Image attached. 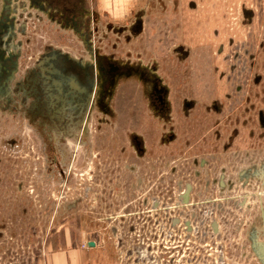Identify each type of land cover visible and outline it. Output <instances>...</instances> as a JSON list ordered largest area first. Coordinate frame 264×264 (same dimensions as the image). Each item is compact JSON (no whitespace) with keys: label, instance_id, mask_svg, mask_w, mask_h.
<instances>
[{"label":"rangeland","instance_id":"374dc122","mask_svg":"<svg viewBox=\"0 0 264 264\" xmlns=\"http://www.w3.org/2000/svg\"><path fill=\"white\" fill-rule=\"evenodd\" d=\"M185 2L181 3L184 6L180 9L181 17L172 16V22L179 20L181 28L168 39L162 37L165 21L152 18L145 22V33L130 43L121 40L117 50L124 53L130 49L144 56L152 51L160 65V60L165 59L161 48L166 46L172 52L170 65L177 64L171 70L172 82L209 81L213 79L211 74L202 73L201 69L205 66V50L209 52L211 41L216 42L210 35L215 25L213 19L217 13L219 22L225 24L232 9L236 16L232 24L236 40H242L244 34L250 47L261 46L264 50V0H198L195 11L186 9ZM244 7L251 8L253 15L247 33L242 30L240 20ZM19 38L22 57L16 79L22 75V98L29 96L24 91L23 75L37 74L41 70L38 61L46 47L83 54V47L73 34L61 29L55 31L49 24L34 21L32 17L25 35ZM224 39L222 36L217 42ZM181 43L188 52L186 61L179 64L181 60L173 46ZM263 77L264 74L260 80L264 81ZM188 91L194 90L189 87ZM10 96L11 107L5 110L0 105V155L5 157L10 169L9 196L5 193L2 197L3 192H0V224L3 217L7 218L5 230L0 227V264H32L49 242H54L52 246L66 243L67 234L71 236L68 240L71 244L85 245L86 240L96 242V247H89L94 264H254L244 257V248L248 231L256 226L258 231L261 214L264 215L259 208L264 187L261 188L256 174V170L264 166V135L262 139L251 141L247 152L235 148L232 154L222 148L215 153L202 152L195 149L194 143L191 148H184L183 144L178 145V137L171 143V150L165 151L155 131L156 135L148 138V146L156 151L137 159L124 131L110 125L97 130L91 121L89 159L77 153L78 162L74 167L76 173L81 172L74 178L76 183L89 184L92 188L90 195L83 198L81 184L73 191L62 181L57 182L50 164L54 155L44 150L45 136L41 131L44 122L38 123L29 117L24 101H20L19 88ZM259 106L264 111V104ZM50 124L51 127L56 125ZM249 127L254 132L259 129L264 132L258 120L253 119ZM223 129L228 133L227 127ZM8 138L19 139L18 145H4L3 140ZM84 160L86 167L79 166ZM144 163L146 166L155 164L153 174L143 170ZM132 164L140 165V169L129 173L128 166ZM148 175L153 190L147 189L151 186V182L147 185ZM137 176L145 180L131 191L128 184L134 183ZM120 180L126 182L122 193ZM159 182L164 183L159 185ZM135 194L140 198H132ZM148 194L154 197L145 202L142 197ZM184 222L192 228L182 229ZM113 228L117 231H112ZM258 235V242H264V237Z\"/></svg>","mask_w":264,"mask_h":264},{"label":"flooded vegetation","instance_id":"af4514ba","mask_svg":"<svg viewBox=\"0 0 264 264\" xmlns=\"http://www.w3.org/2000/svg\"><path fill=\"white\" fill-rule=\"evenodd\" d=\"M41 2V0H0V105L5 110L11 107L10 94L19 88L20 101L21 103L22 100L24 101L29 117L36 119L38 123L44 122L41 123L45 125L43 126L45 129L41 130L45 136L44 150L51 151L54 155L53 161H50L52 171L57 182L60 180L67 184L68 189L71 187L75 191L78 189L76 185L81 184L83 198L91 193L92 188L89 184H78L74 179L81 173H76L77 169L74 168L78 162L77 153H82L83 158L88 159L91 153L89 139L91 121L94 122L97 130L110 125L124 131L132 153L137 159L156 151L148 146L150 135L159 136L158 142L164 145L165 151L171 150V143L176 142L178 137V145L183 144L184 148L186 146L191 148V144L194 143L195 149L202 152L215 153L222 148V151H231L232 154L235 148H243L242 152H247L251 141L263 138L264 132L261 133V129L254 132L249 126L253 119L264 126V111L259 106L264 104V85H262L264 81L260 80L261 75L264 74V71L261 72L264 69V50L261 46L250 47L249 43H246L247 37L244 34L242 40H236L232 27L236 19L234 9L227 15L225 24L219 22L220 17L218 18L217 13L215 16L213 12L215 25L211 28L210 35L216 42L211 41L212 46H208L209 52L205 50V66L201 69L202 73L211 74L212 81L202 79L195 83L184 84L185 82H172L171 72L168 76L167 70L177 66L175 63L172 64L173 66L169 63L173 60L170 58L172 52L168 47L161 48L165 51L163 55L165 59L160 60V65L152 51L144 56V53L130 49L124 53L117 50L121 40L130 43V40L145 33V22L152 18L165 21L166 30H163L162 37L168 39V36L181 28L179 20L176 23L172 22V16H180V9L184 8L181 6L182 0H147L119 24L108 21L98 24L87 2V8L80 12L82 16L84 15L83 18L65 20L58 24L56 23L58 18L54 14L55 3L51 2L53 11H48ZM34 7L37 9L33 10ZM185 7L195 11L198 0H186ZM38 10L41 13L47 12V24L55 31L61 29L73 34L81 43L83 54L63 51L65 54L57 55L51 65L45 66L37 74L25 73L24 91L29 96L22 98V75L16 79L19 60L22 57V41L17 36L25 35L31 17L34 21L41 22L39 19L41 14ZM252 16L251 8L244 7L241 10L240 20L244 33L250 27ZM152 29L154 30V27ZM222 36L226 39L217 42ZM173 47L174 53L181 60L176 62L181 64L182 61H186L188 51L185 45L181 43ZM200 50L202 51V48ZM256 79L259 81L255 82ZM189 87L194 91H188ZM32 112L34 115L31 114ZM236 121L241 122L237 125ZM50 123H55V127H51ZM224 127H227L226 132L228 130L226 134L223 131ZM69 140L72 141L69 143ZM236 140L239 144H235ZM3 141L4 145L10 147L17 146L19 139L8 138ZM210 155L214 156V154ZM5 163V157L0 155L2 197L5 193L9 196L10 188V169ZM98 164L101 166L100 162ZM80 165L86 167L87 164L84 160ZM154 166V163L147 166L144 163L142 168L146 173L153 174ZM128 168V172H136L140 169V165L132 164ZM110 171H113V167ZM250 174L252 173L248 175ZM256 174L263 188L264 166L256 170ZM150 180L148 175L147 185ZM143 181L137 176L134 183L128 184L130 190L133 191L132 187L137 189ZM118 183L122 193L126 182L120 180ZM163 183L159 182V185ZM19 186L21 187V183ZM152 187L151 182V186H147V189L153 190ZM149 195H145L142 199L146 202L154 197ZM132 198L138 199L140 196L135 194ZM259 208L260 213H264V198ZM261 215L262 224L259 226L261 228L258 231L257 226L250 228L244 248V257L252 260L254 264H264V250H262L264 242H258L259 233L264 237V215ZM6 219L3 217V223L0 224L2 230L6 228ZM111 230L117 231L116 228ZM92 242L96 246V242L94 240Z\"/></svg>","mask_w":264,"mask_h":264},{"label":"crops","instance_id":"0c3cea01","mask_svg":"<svg viewBox=\"0 0 264 264\" xmlns=\"http://www.w3.org/2000/svg\"><path fill=\"white\" fill-rule=\"evenodd\" d=\"M41 4H44L48 11L51 10L52 3H55V15L57 16L56 23H63L65 20H72L83 18L80 13L81 10L87 8V5L91 6L93 14L97 19L98 24L102 21H108L113 24L122 23L126 18H128L132 11L140 8L147 0H41ZM87 2V5H86ZM50 6V7H49ZM54 7V4H53ZM50 8V9H49ZM33 10L37 8H32ZM39 18L43 23H47L46 13H41ZM79 12V13H78ZM17 36V38H19ZM158 48V45L156 44ZM62 50V49H60ZM160 50V49H159ZM64 51V50H62ZM174 69V68H172ZM171 69V70H172ZM171 70H167L168 76L170 75ZM172 75V73H171ZM172 77V76H171ZM68 232V231H67ZM70 235L67 234L65 239L66 243L60 242V244L54 245V242L51 244L49 242L48 246H44V251L40 256H38L32 264H94V260L90 256V248L93 246H88V242L91 240L84 241L85 245L81 244H71L68 240ZM57 241V240H55ZM95 246V245H94ZM96 247V246H95Z\"/></svg>","mask_w":264,"mask_h":264},{"label":"water","instance_id":"95a60500","mask_svg":"<svg viewBox=\"0 0 264 264\" xmlns=\"http://www.w3.org/2000/svg\"><path fill=\"white\" fill-rule=\"evenodd\" d=\"M65 54L63 53L62 50L54 47H46L44 50V53L40 56V59L38 61V68L43 69L45 66H49L52 64V60L57 56V55H62ZM88 246H94V242L89 241ZM264 250V246L263 249Z\"/></svg>","mask_w":264,"mask_h":264},{"label":"built area","instance_id":"2783aa9c","mask_svg":"<svg viewBox=\"0 0 264 264\" xmlns=\"http://www.w3.org/2000/svg\"><path fill=\"white\" fill-rule=\"evenodd\" d=\"M218 181H219V180H218ZM184 195H185V194H184V192H183V197H184ZM188 227H189V228H192L191 226H189V225L187 224V222H184V224H182V227H181V228L187 230Z\"/></svg>","mask_w":264,"mask_h":264}]
</instances>
